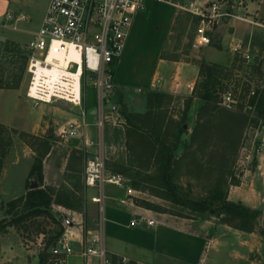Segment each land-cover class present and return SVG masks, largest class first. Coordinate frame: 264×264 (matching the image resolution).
I'll list each match as a JSON object with an SVG mask.
<instances>
[{
	"label": "rangeland",
	"instance_id": "374dc122",
	"mask_svg": "<svg viewBox=\"0 0 264 264\" xmlns=\"http://www.w3.org/2000/svg\"><path fill=\"white\" fill-rule=\"evenodd\" d=\"M199 1L206 0H177L173 5L147 4V10L141 18V33L134 37V40L137 39L135 51L141 55L134 69L137 70L145 57L156 54L167 31V19L175 7L173 23L162 46V57L175 61L202 62L200 74L192 95L188 91L170 94L151 89L139 93L137 87L123 92L125 95L119 89L115 90L112 100L106 106L111 119L105 123L101 132L106 173L121 175L123 185L146 198L154 211L201 220L210 219L212 215L221 216L222 222L241 228L245 226L242 219L222 213L221 208H215L218 213L215 209L210 211L204 206L203 200H213L219 196L222 200L227 199L231 186L240 183L245 167H251L255 162L253 156L261 144L260 137L264 132V119L260 118L259 109L256 108L260 94L264 92V57L263 54L259 55L254 62L247 63L244 57L239 54L233 56L227 48L226 57L221 62L203 63V47L196 43L200 18L190 11L191 4L204 6ZM20 2L28 18L16 24L21 31H12L14 23L7 20L0 22V79L4 83L18 72L13 61L18 55L9 53L5 43L18 44L27 55V48L41 27L48 0ZM7 29L10 30L6 34L12 37L20 34L22 40L16 42L6 39L4 36ZM208 34L213 38L212 44L216 45L220 29L214 27ZM262 43L263 39L259 40L258 44ZM202 65L204 67L201 69ZM30 79L27 64L20 87L5 89L0 93V117L10 123H0V177L6 165L13 166V162L21 160L26 152L33 157L34 165L37 161L43 163L52 149L60 151L58 158L62 161L70 150L71 140L61 137L57 132L69 120H81L82 111L86 112L88 123V119H91L89 138L92 141L99 139L95 91L92 86L87 88L81 107L60 100L35 105L26 96ZM257 90L261 91L252 107L251 98ZM207 91L211 94L212 108H208L200 99ZM228 93L236 101L231 109L222 107L223 96ZM41 115L43 119L36 127ZM219 115L232 121L233 131L220 137V142H213L212 139H216L209 126ZM53 118L57 120L54 123ZM228 140H232L233 144L227 146L225 143ZM32 152L35 154L32 155ZM96 152L97 149L86 152L84 173L87 161ZM251 153L252 158L249 159ZM36 181L29 176L26 193L18 198L5 201L0 193V221L12 220L30 211L31 206H26V201L16 202L21 197L33 194L31 192L36 188L32 189L31 185ZM55 190L44 189L50 194ZM51 205L56 220L63 224L66 216L58 211V207H54L56 204ZM247 220L252 222L250 218ZM257 223L258 219L256 226ZM18 226L16 223L9 228H14L20 234L24 245L36 252L47 255L51 253L54 246L48 247L47 244L59 225L50 219L38 217L25 223V231ZM14 243L12 237L1 241L0 254Z\"/></svg>",
	"mask_w": 264,
	"mask_h": 264
},
{
	"label": "crops",
	"instance_id": "0c3cea01",
	"mask_svg": "<svg viewBox=\"0 0 264 264\" xmlns=\"http://www.w3.org/2000/svg\"><path fill=\"white\" fill-rule=\"evenodd\" d=\"M208 1L199 2L205 4ZM220 1L223 3V8L220 24L217 27L220 29L219 42L216 45L212 44L213 38L209 35V45L202 46L203 59L201 60L203 63L221 62L226 57L227 48L233 56L237 55L233 49L240 45L243 52L250 50L253 56L263 54L264 57V43L258 44L261 39L264 42V28L250 21L262 13L264 0ZM149 3L153 4L147 2ZM20 4V0H0V22L4 21L9 13L16 16L26 15ZM147 4L145 10L135 18L126 49L121 61L117 64L115 90L119 89L123 93L134 87L147 89L153 80L161 79L165 81V85L156 90L170 94L188 91L192 95L186 86L192 85L195 89L202 62L175 61L162 57V46L174 19L175 7L173 6L167 19L166 34L161 39L156 54L145 57L137 70L134 69L135 62L141 56L135 51L137 39L134 40V37L141 33L143 23L141 18L147 10ZM17 23L13 25L16 26ZM8 30L10 29H7L5 34ZM17 31L21 30L18 28ZM4 37L16 42L22 40L20 34L16 37L6 34ZM6 90L0 89V93ZM42 116L39 117L36 127L40 125ZM54 120L53 118V123ZM74 120L80 121L71 119L68 122ZM88 120V126L83 134L91 140L89 127L92 124L91 119ZM0 123L10 124L1 117ZM83 138V136L66 138L71 140L70 150L62 161L58 158L59 150H50L43 160V180L40 183L33 182V184H37V188L41 189H58L65 184L67 174H71L69 165H71L73 153L78 151L86 155L88 151L85 150ZM260 141L263 147L255 155L254 164L251 167H245L240 183L231 186L227 194L228 201L241 203L247 208L260 211L255 231L247 232L233 227L222 222L221 216L212 215L210 219L201 220L154 211L146 206L149 202L138 192L133 191L129 195L127 186L106 184L103 187V216L105 218L103 239L110 258L112 260L125 259L126 264H264V132L261 134ZM34 154L32 152V155ZM85 162L83 159V170L79 180L83 185H85ZM33 166V157L28 156L26 152L21 160L17 159V162H13V166L6 165L3 168L0 177L2 199L9 201L25 195L26 183ZM99 194L98 188L85 186L84 204L81 210L54 205L58 207V211L63 216H66L63 220L65 228L63 236L71 242L74 254L56 256L49 253L47 264H97L94 258L85 259L81 251L82 244L86 243L91 236L96 235L99 230L100 205L93 201V198ZM142 216L155 221V224L148 226L146 223H138L136 226H131L133 220ZM15 236L16 239L18 236L17 240ZM8 237H12L15 243L10 245L6 252L0 254V264H40L42 252L33 251L24 245L22 237L14 228H9L3 235H0V242Z\"/></svg>",
	"mask_w": 264,
	"mask_h": 264
},
{
	"label": "built area",
	"instance_id": "2783aa9c",
	"mask_svg": "<svg viewBox=\"0 0 264 264\" xmlns=\"http://www.w3.org/2000/svg\"><path fill=\"white\" fill-rule=\"evenodd\" d=\"M177 0H50L41 27L28 46V72L31 76L27 98L35 105L50 104L53 101H65L76 107L83 106L86 90L90 86L96 92V115L99 139L92 141L83 132L87 128V114L82 111L80 121H70L58 130L63 138H85L86 151L97 149L87 161L84 173L86 187L98 188L100 194L93 201L100 205L98 233L82 244L81 254L85 259L94 258L97 264H126L125 259L112 260L103 239L105 218L103 216V187L106 184L123 185L121 175L106 173L105 156L102 151V130L111 119L106 111L115 90V70L126 49L128 38L135 18L145 10L147 2L157 4H175ZM243 3V2H242ZM223 3L209 0L204 6L191 4L190 11L200 18L196 43L209 45V30L218 27L222 17ZM192 9V10H191ZM28 19L26 15L7 14L9 23ZM249 21V19L247 18ZM251 23L264 28V10ZM13 29L16 26L13 25ZM233 51L247 61L254 62L256 57L251 51H242L241 45ZM74 54L73 57L71 55ZM165 85V81L156 79L147 89L156 90ZM192 93L194 87L186 86ZM144 88H138L141 93ZM256 93V92H255ZM255 95V94H254ZM253 95V96H254ZM236 104L230 93L222 99V107L231 109ZM263 145L255 150L257 155ZM252 158V153L248 155ZM131 195L133 190L128 188ZM146 223L153 226L155 221L140 217L131 222V226ZM64 235V234H63ZM61 236L54 245L53 255L69 256L74 254L71 242Z\"/></svg>",
	"mask_w": 264,
	"mask_h": 264
},
{
	"label": "trees",
	"instance_id": "16d2710c",
	"mask_svg": "<svg viewBox=\"0 0 264 264\" xmlns=\"http://www.w3.org/2000/svg\"><path fill=\"white\" fill-rule=\"evenodd\" d=\"M7 51L10 53L12 52L15 56L14 64L15 69H17L18 72H15V75L8 80V82L4 83L0 79V89H18L23 81V75L25 72V69L28 64L29 60V53L25 55V52L22 47H20L18 44L14 42H6ZM204 66H201V69ZM202 70H201V76H202ZM261 90H257L254 97L251 99L253 100L251 102V106H254L256 97L259 96ZM260 100L256 108L259 109L260 112V118L264 119V92L263 94H260ZM200 99L205 102L208 106V108H212V101H211V94L207 91L203 96L200 97ZM224 115V114H223ZM215 118V117H214ZM211 122L207 123L209 125ZM232 121L222 115H219L213 121V124L209 126L211 133L213 134V137L216 139L212 141L218 142L220 137L226 136L229 132L233 131L231 129ZM237 130V128H235ZM234 129V130H235ZM220 142V141H219ZM225 142V140H223ZM227 146L232 145L233 141L228 140L227 143H225ZM217 148V147H215ZM214 148V152H215ZM218 149V148H217ZM83 159L86 161V156L82 152L75 151L73 153V156H71V165H69V169L71 170V174L66 177V183L62 184V186L58 189H56L54 192L48 193L44 191V189L36 188L33 190L31 195L21 197L18 199V202L26 201V206H31V209L29 212H26L24 214L19 215L18 217L6 221L1 220L0 221V233L6 232L9 227H13L16 225V223L19 224L18 228L20 230L25 231L27 227L25 226V223L28 220H32L38 217H44L45 219H50L55 224L59 225V229L55 233V235L50 239L47 246L55 245L58 239L64 234L65 228L63 224L56 220L55 216L52 213L51 207L52 203L56 205L63 206L67 209H81L83 208L84 204V194H85V185L81 184L79 182L81 178V173L83 170ZM37 161L35 165L33 166V169L31 171L30 177L35 178L37 181L42 182L43 180V163L42 161ZM74 173V174H72ZM30 196H33L31 200H29ZM52 197H54L52 199ZM216 201L218 202L216 204ZM138 202V201H137ZM15 203V204H16ZM13 204V206L15 205ZM203 204L208 210H213L215 208H221L223 211L222 213H228L231 215H234L238 217L239 219H242L244 221L245 226L239 227V229L247 231V232H253L256 229V220L260 216V211L253 210L250 208L245 207L241 203H234L230 202L227 199L222 200V197H216V199L213 200H203ZM146 206L149 208H152V205L149 203H146ZM216 211V209H215ZM216 213H218L216 211ZM223 215V214H221ZM252 219V222H248L247 219ZM46 251L48 248L46 247ZM45 251V252H46ZM46 253L40 254V264H47L46 260L48 258V255L46 256Z\"/></svg>",
	"mask_w": 264,
	"mask_h": 264
},
{
	"label": "water",
	"instance_id": "95a60500",
	"mask_svg": "<svg viewBox=\"0 0 264 264\" xmlns=\"http://www.w3.org/2000/svg\"><path fill=\"white\" fill-rule=\"evenodd\" d=\"M37 186H38L37 184H32L31 188L35 189V188H37Z\"/></svg>",
	"mask_w": 264,
	"mask_h": 264
},
{
	"label": "bare ground",
	"instance_id": "6f19581e",
	"mask_svg": "<svg viewBox=\"0 0 264 264\" xmlns=\"http://www.w3.org/2000/svg\"><path fill=\"white\" fill-rule=\"evenodd\" d=\"M73 56H74V54L71 55V57H73Z\"/></svg>",
	"mask_w": 264,
	"mask_h": 264
}]
</instances>
